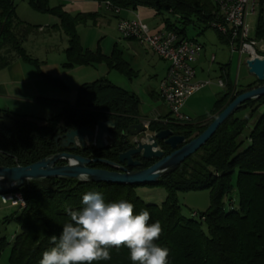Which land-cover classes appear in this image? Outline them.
Segmentation results:
<instances>
[{
    "label": "trees",
    "instance_id": "trees-1",
    "mask_svg": "<svg viewBox=\"0 0 264 264\" xmlns=\"http://www.w3.org/2000/svg\"><path fill=\"white\" fill-rule=\"evenodd\" d=\"M60 1V0H57ZM109 5L108 9L137 10L139 7L156 11L168 31L186 37V28L198 23L202 32L212 28L218 20L217 8L211 0H96ZM37 13L58 18L55 25L68 39L64 69L76 66H96L105 63L110 69L131 77L132 70L122 59L119 50L111 57L100 51H85L77 28L95 19L94 14L71 15L63 11L60 1L29 0ZM15 0H0V71L19 58L38 65L31 58L24 43L37 29L20 20ZM260 14L264 15V0H260ZM225 40V38L221 37ZM257 39H264L263 18L256 31ZM55 83H60L54 80ZM264 83L232 88L215 102L212 111L197 122L176 123L152 121L151 132L170 129L186 137L187 142L203 133L209 124L241 93ZM140 99L108 80L84 84L73 106H65L61 113L47 120L18 116L0 111V167L29 166L53 154L64 151L56 142L64 128L77 130L93 128L98 121L111 120L119 136L105 150L90 147L79 154L90 158L117 161L127 151L125 136L129 127L142 123ZM169 155V146L160 143ZM139 169L150 167L155 161L142 160ZM92 168H106L94 163ZM236 176V180L234 177ZM166 189L167 197L161 205L146 204L135 193L137 186L82 182L67 178H49L27 182L17 190L25 201L13 220L20 227L11 245L9 264H39L42 253L50 249L52 235H59L70 217L66 210H80L82 197L89 191L100 192L106 203L127 200L134 204V213L148 210L149 223L159 221L163 233L156 243L170 251L169 264H264V97L247 101L227 119L195 154L187 158L173 173L164 175L157 184ZM208 190L210 207L190 219L182 214L178 193ZM236 191L238 207L231 194ZM226 199L229 207H226ZM8 221V220H5ZM10 243L0 237V255ZM111 259L92 264H133L126 247L110 249ZM138 264V262H137Z\"/></svg>",
    "mask_w": 264,
    "mask_h": 264
},
{
    "label": "crops",
    "instance_id": "crops-1",
    "mask_svg": "<svg viewBox=\"0 0 264 264\" xmlns=\"http://www.w3.org/2000/svg\"><path fill=\"white\" fill-rule=\"evenodd\" d=\"M60 1L63 3V11L68 14L96 15L95 19L77 28L84 50L92 53L100 50L106 57H111L116 49L119 50L122 59L132 70V76L129 77L116 69H110L105 63L64 69L68 39L60 29L55 27L59 23L58 18L44 14V16H39L42 14L27 10H23L20 16L16 10L20 20L37 27L27 38L24 48L31 58L38 61V65H32L17 58L0 71V111L47 120L61 113L65 106H73L78 90L84 84L105 79L116 87L139 97L142 122L164 120L170 116L167 104L159 95L160 82L165 78L169 64L136 40L126 39L124 42L117 28L119 19H141L152 32L168 31L156 11L139 7L137 10H122L116 14L101 7V3L96 0ZM59 38L60 43L58 44ZM221 41L227 49L216 47L215 53L210 57L204 45L201 44L202 53L195 63L196 78L198 80L211 78L209 73L211 65L218 58L225 62L229 52V63L221 66L220 78L225 79L224 88L231 86L235 89L239 87L234 76L236 53H232L226 39L221 38ZM153 56H156L159 61H156ZM54 80L60 83L57 84ZM208 80L213 86L205 87L188 98L184 104L183 112L192 119V122H197L201 117L208 115L217 99L224 94L218 91L222 89L218 86V82ZM205 106L208 108L204 109ZM14 209V207L3 204L0 196V213ZM0 264H9V257L1 254Z\"/></svg>",
    "mask_w": 264,
    "mask_h": 264
},
{
    "label": "water",
    "instance_id": "water-1",
    "mask_svg": "<svg viewBox=\"0 0 264 264\" xmlns=\"http://www.w3.org/2000/svg\"><path fill=\"white\" fill-rule=\"evenodd\" d=\"M246 66L259 83H264V59L247 60ZM264 97V84L239 94L201 133L187 142L186 137L176 135L170 129L148 134L142 123L129 127L125 144L130 148L118 155L117 161L104 158H90L82 155L58 152L29 166L0 167V196L16 192L30 181L49 178H67L82 182L108 183L117 185L143 186L157 184L166 174L173 173L187 158L195 154L214 135L218 128L247 101ZM116 124L111 120L98 121L93 128L83 127L59 135L56 142L64 150H86L93 147L105 150L114 141L113 131ZM160 143L170 147L172 152L166 155ZM139 156L146 161H155L146 169H134L142 166ZM64 162L65 165H58ZM98 163L106 168H92ZM86 177V179H85Z\"/></svg>",
    "mask_w": 264,
    "mask_h": 264
},
{
    "label": "built area",
    "instance_id": "built-area-1",
    "mask_svg": "<svg viewBox=\"0 0 264 264\" xmlns=\"http://www.w3.org/2000/svg\"><path fill=\"white\" fill-rule=\"evenodd\" d=\"M211 1L217 8L218 16V20L211 26L226 39L232 53L239 55L245 64L247 60L264 59V39L252 37L247 23L249 17L258 13L260 0ZM103 5L108 9L109 5ZM119 12L115 11L116 14ZM117 28L124 39L136 40L169 64L167 74L160 82L159 95L167 104L174 122H192L183 112L186 100L212 84L211 81L196 78L195 63L202 53V45L182 38L174 31L152 32L141 19H119ZM218 86L224 88L225 83L219 80ZM152 121H162L165 124L171 122L167 119L143 121L142 125L150 135ZM1 199L3 204L11 207L22 209L25 206L21 193L4 194ZM193 216L197 217V213H193Z\"/></svg>",
    "mask_w": 264,
    "mask_h": 264
},
{
    "label": "clouds",
    "instance_id": "clouds-1",
    "mask_svg": "<svg viewBox=\"0 0 264 264\" xmlns=\"http://www.w3.org/2000/svg\"><path fill=\"white\" fill-rule=\"evenodd\" d=\"M86 179V177H85ZM80 210H66L69 222L51 236L53 246L42 253L39 264H92L110 260V249L126 247L133 264H169L170 251L156 243L163 233L159 221L149 223L148 210L134 213L127 200L106 203L100 192L82 197Z\"/></svg>",
    "mask_w": 264,
    "mask_h": 264
},
{
    "label": "rangeland",
    "instance_id": "rangeland-1",
    "mask_svg": "<svg viewBox=\"0 0 264 264\" xmlns=\"http://www.w3.org/2000/svg\"><path fill=\"white\" fill-rule=\"evenodd\" d=\"M28 1L29 0H15V3L17 6L16 10H18L19 15L23 13V10H27L29 12H35L30 7ZM57 3H58L57 0H52L51 5L56 6ZM101 7L105 8L103 4H101ZM39 16H44V15L42 14ZM262 18L264 21V15L260 14V9H259L256 15L251 16L247 19V23L249 25L250 33L252 37H256L257 27ZM186 37L190 40H194V41L196 40L199 44H203L206 49L208 57L212 56L215 53L216 47L217 49L219 48L227 49L226 46L221 41L222 35L216 29L206 28V30L202 32L201 25L198 23H195L194 25L186 28ZM121 39L124 40V42L126 40L122 36H121ZM57 42L58 44L60 43V38L58 39ZM227 54L228 56L225 62L220 61L218 58V60L214 64L211 65V68L209 71L211 78H206L205 81H207L208 79H212L215 83H217L218 80L221 79L220 78L221 77L220 76L221 66L222 65L226 66L225 64L228 65L229 59H230L229 52ZM153 58L156 61H159V59L156 56H153ZM234 65H235L234 76L236 77L237 85L240 88L246 87L247 85L252 84V82H255L257 80L256 77L249 72V69L247 68L246 64L243 62L242 58L240 59L239 55L237 54H236ZM221 80L225 83L224 78H222ZM211 86L213 85H208V87H211ZM227 90H228V87L226 86V88L224 89L222 88L218 91L220 93H225ZM207 108L205 106L204 109H207ZM43 121L44 120H42V122ZM234 180H236V176L234 177ZM134 190H135L136 195L140 197L146 204L161 205L166 200V197H167L166 189L159 185L137 186ZM231 197L233 198L235 208H237L238 203H239L238 198H237V192L234 191L231 194ZM178 200L182 208V214L186 218L190 219L191 217H193V213L201 214L210 207V192L208 190L179 192ZM225 203H226V207L228 208L229 202L227 199ZM14 208H15L14 210L0 213V237H5L6 240L10 243L8 248L2 253L3 256H7V257H9L11 245L13 243L15 236L20 233V227L13 220V217L20 210L18 207H14ZM5 220H8V221H5Z\"/></svg>",
    "mask_w": 264,
    "mask_h": 264
},
{
    "label": "flooded vegetation",
    "instance_id": "flooded-vegetation-1",
    "mask_svg": "<svg viewBox=\"0 0 264 264\" xmlns=\"http://www.w3.org/2000/svg\"><path fill=\"white\" fill-rule=\"evenodd\" d=\"M113 133H115L117 136H118V133H117V130L115 129L114 131H113ZM118 139H119V136H118ZM126 140V138L124 139V141ZM130 147H128V149H129ZM79 150L80 149H78V150H71V149H66V150H64V151H61V152H69V153H74V154H78V155H82V154H79L78 152H79ZM82 156H84V155H82ZM85 157V156H84ZM87 157V156H86ZM137 156H135L134 157V160H136V161H140V159H138V158H136ZM139 157V156H138ZM140 158V157H139ZM118 160V159H117ZM143 160V159H142ZM142 162V161H141ZM66 163H64V162H61V163H58V165H65ZM141 168V167H140ZM105 169V168H104ZM134 169H139V168H130V170H134Z\"/></svg>",
    "mask_w": 264,
    "mask_h": 264
}]
</instances>
